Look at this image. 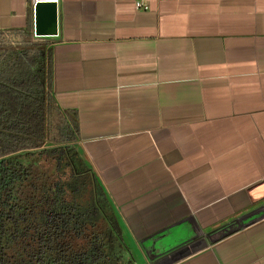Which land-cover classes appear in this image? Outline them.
<instances>
[{"label":"crops","instance_id":"1","mask_svg":"<svg viewBox=\"0 0 264 264\" xmlns=\"http://www.w3.org/2000/svg\"><path fill=\"white\" fill-rule=\"evenodd\" d=\"M136 1L58 0L78 149L136 264H264V0ZM35 2L0 0V29Z\"/></svg>","mask_w":264,"mask_h":264},{"label":"trees","instance_id":"2","mask_svg":"<svg viewBox=\"0 0 264 264\" xmlns=\"http://www.w3.org/2000/svg\"><path fill=\"white\" fill-rule=\"evenodd\" d=\"M0 29V264H136L54 92V44Z\"/></svg>","mask_w":264,"mask_h":264},{"label":"water","instance_id":"3","mask_svg":"<svg viewBox=\"0 0 264 264\" xmlns=\"http://www.w3.org/2000/svg\"><path fill=\"white\" fill-rule=\"evenodd\" d=\"M59 34L58 0H36L34 6V35L38 38L55 37ZM206 240L186 243L187 255L207 246Z\"/></svg>","mask_w":264,"mask_h":264},{"label":"built area","instance_id":"4","mask_svg":"<svg viewBox=\"0 0 264 264\" xmlns=\"http://www.w3.org/2000/svg\"><path fill=\"white\" fill-rule=\"evenodd\" d=\"M136 7L137 8H148V6L145 4V2L143 0H137L136 1Z\"/></svg>","mask_w":264,"mask_h":264}]
</instances>
